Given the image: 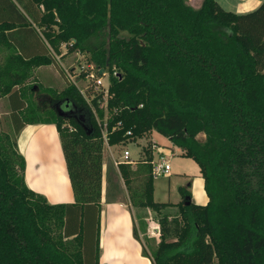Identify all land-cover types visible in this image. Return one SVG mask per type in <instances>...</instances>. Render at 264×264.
Listing matches in <instances>:
<instances>
[{
  "label": "trees",
  "instance_id": "16d2710c",
  "mask_svg": "<svg viewBox=\"0 0 264 264\" xmlns=\"http://www.w3.org/2000/svg\"><path fill=\"white\" fill-rule=\"evenodd\" d=\"M25 2L24 20L48 52H10L0 64V94L10 100L0 128V264H99L103 150L153 130L196 162L207 202L196 204L180 187L177 214L160 216L154 254H142L151 264H264V1L243 14L216 0L197 8L188 0ZM11 28L0 21L5 49ZM72 52L107 73L105 107L102 88H85L87 101L68 80L54 95L38 93L33 107L13 101L31 68ZM61 101L72 110L66 116L55 109ZM50 109L51 117L38 116ZM26 123L55 125L72 202L50 203L27 185L17 144ZM152 144L134 166L108 170L107 202L114 175L132 205L156 213L174 205L153 199ZM139 177L141 191L132 185ZM133 233L139 239L135 226Z\"/></svg>",
  "mask_w": 264,
  "mask_h": 264
},
{
  "label": "crops",
  "instance_id": "0c3cea01",
  "mask_svg": "<svg viewBox=\"0 0 264 264\" xmlns=\"http://www.w3.org/2000/svg\"><path fill=\"white\" fill-rule=\"evenodd\" d=\"M25 1L26 0H2L0 2V21L12 24V28L6 33V41L9 48H4L6 44L0 46V64H2L5 55L10 52L17 53L24 58H30L34 55L46 54L48 52L45 42L37 33L35 23H27V21L24 20L23 16H26L27 19L31 21L25 10L22 9V4L26 3ZM216 1L224 10L238 13L242 0ZM248 1L247 7H256L260 4L261 0ZM11 2H14V5ZM21 13H23V15ZM64 56L62 58H64ZM60 61L61 58H59V64H57L62 72ZM55 63L56 62L31 68L26 80L22 84L13 87L12 91H18L16 93L17 97H15L13 101H18L21 98L25 100L26 96L24 92L35 91V89L39 87V85L36 84L35 77L37 70H47L48 74H50V68L53 67ZM53 72L56 74L57 71L55 68ZM62 76L64 78V83L58 86L54 91H61L67 85V79L64 77L63 73ZM38 83L41 84V82ZM30 86L32 87L31 89H29ZM19 91H23L21 92V96ZM4 99L8 107L6 113L9 114V97L8 95L2 96L0 94V102ZM153 133L156 132L153 130L132 143L141 144L139 141L143 139L144 143L141 144L143 147L146 144V140L150 139L156 143L158 149H160L159 145L169 143V140L166 138L164 139L167 141L160 140V142H157L154 139ZM17 144L20 152L25 158L24 176L27 185L32 190L43 194L50 203L72 202L73 194L66 174L65 161L55 125L52 123H26L17 135ZM117 146L119 145L110 146L108 148L109 153L112 151V148ZM171 146V149L176 147L174 145H170V147ZM176 149L179 148L176 147ZM154 151L155 150L152 152L153 155ZM111 156L113 160V158H115L113 152H111ZM140 158L141 157L134 159ZM134 165L135 164H133V166ZM110 168L113 169L112 165H107L106 168V163L103 161L104 173L106 169L109 170ZM197 175L200 176L199 168ZM195 187H197V185L194 186V190L192 188L191 190L189 189L191 200L194 201L193 198L195 197L196 200L198 199L194 201L196 204H205L207 202V196H203L200 190L199 192L196 190L197 194H195ZM134 222V212L131 206H128L123 201H106L104 180H102L99 226V264H151L150 257L142 254V240L134 236L133 227L136 224V222L135 224Z\"/></svg>",
  "mask_w": 264,
  "mask_h": 264
},
{
  "label": "rangeland",
  "instance_id": "374dc122",
  "mask_svg": "<svg viewBox=\"0 0 264 264\" xmlns=\"http://www.w3.org/2000/svg\"><path fill=\"white\" fill-rule=\"evenodd\" d=\"M202 0H188V3L190 5L200 6ZM264 1L261 0L260 3ZM248 0H242L240 5L239 14L247 13L249 11L254 10L256 7H247L248 6ZM197 8V7H195ZM60 51H65V48L63 47ZM57 53V52H56ZM88 55L86 53L81 52H72L68 53L64 56V58H61L60 64L62 67L68 68L70 74L72 75V78L69 79V83L75 86L76 89L80 91V89H83V86L86 84V79H83L81 74L84 71V68H86V65L88 64ZM56 69V74L53 72L54 68ZM50 69V74H48L47 70H37L35 73L36 77V84L39 85V89H35L34 96L30 97L29 91L24 92L25 93V101L28 108L33 107L35 104V99L38 93L41 92H49L50 94L54 95L55 89L58 88V86L62 85L64 83V78L62 76L61 69L59 68V65L55 63ZM102 84L105 85V87L108 85V75L107 73L102 76L101 80ZM38 82H41L39 84ZM24 90V89H23ZM23 92V91H21ZM86 93V92H85ZM88 97V95H87ZM7 102L2 100L0 102V128H6L7 123H9V115L7 112L8 107L6 106ZM2 105V106H1ZM38 116L41 117H47L52 116L51 109L48 111H42ZM156 132V131H155ZM154 139L157 142H160V140L167 141L166 137L159 134L158 132L153 133ZM166 138V139H164ZM147 139V137H146ZM141 144L144 143V140L139 141ZM153 141L150 139L146 140L147 146L150 147V144H152ZM141 144L137 143H129L125 148L130 152L131 157L133 158H139L143 157L144 153L142 150ZM154 144H156L154 142ZM171 142L165 144V145H159L160 149H155L154 154L156 155L157 152L162 150V152L168 156V154H171V156L168 158V162L170 165V175H161V176H155L153 179V199L155 202L159 203H172L173 206H168L167 208H164L161 213H156L154 210L149 208H139L134 205H132V200L129 197V193L125 185L123 184L121 179H115V176L112 175V178L114 179V182L119 185L117 187V184H115V188H112V191H114V196L112 197L114 200L117 201H123L128 206H131L133 208L134 212V219H135V226L137 228V232L139 235V238L142 240V247L146 250V252L150 255V257L154 254V248L157 246V243L159 241V237H153L151 236L148 231L151 226L158 223V219L162 214H168L169 219L172 218L174 215L177 214L178 207L177 203L181 200V192L179 191L180 187H183L186 190H191V188L194 190L195 187V194H197V191H201L202 195L206 197V193L203 188V179L201 176L197 175L198 171V165L196 162L188 157H185L181 154L179 149H171L170 147ZM110 147V146H109ZM107 146H105V149L103 150V161L107 165H112V167L117 170V168L113 164L111 152L114 153V157L116 159L120 158L121 153L123 152L124 146H117L112 148V151L109 153V150ZM145 148V147H144ZM140 158V159H141ZM107 176H108V170H105V175L103 178L104 180V193L106 192V189L108 188V182H107ZM114 182L112 183L114 186ZM198 182V184H197ZM187 183H190V187H188ZM133 186H135L139 191L142 190L143 187V181L139 177L136 178L133 183ZM110 186V185H109ZM112 186V185H111ZM197 190V191H196ZM194 201H197L196 198H193ZM193 201V202H194ZM199 203V202H198ZM92 242V240H91Z\"/></svg>",
  "mask_w": 264,
  "mask_h": 264
},
{
  "label": "built area",
  "instance_id": "2783aa9c",
  "mask_svg": "<svg viewBox=\"0 0 264 264\" xmlns=\"http://www.w3.org/2000/svg\"><path fill=\"white\" fill-rule=\"evenodd\" d=\"M57 59L59 60V57H57ZM65 73V77L67 78L68 82L69 79L72 78V75L69 72L68 68L62 67ZM83 73L81 74L83 79H86V84L83 86V89H80V92L82 93V95L86 98L87 101H89L87 95H86V91H84L85 88L91 86L93 91L96 92L98 91L100 88H102L104 91V98L105 101L101 104L103 107L106 106V97H107V86L105 87V85H103L101 82L102 80V76L104 74H106L105 72L102 73L101 75L99 74V68L96 67L92 62H88V64L86 65V68H84V71H82ZM69 78V79H68ZM98 124L100 125L99 121ZM105 127V126H104ZM127 134H130V131H127ZM103 137L105 138V132L103 130ZM107 147H109V145H106ZM125 147V146H124ZM152 149H158L156 144H152ZM172 152L170 154H168V156H166L162 151H159L156 153V155H153V158L151 160V172L153 177L155 176H161V175H170V165L168 162V158L171 156ZM120 162H125V163H129V164H135L136 159H134L133 157H131L130 152L124 148L123 152L120 155V158L116 159L113 158V164L115 167L118 166V164ZM148 233L153 236V237H159L160 235V225L159 223H156L155 225L151 226Z\"/></svg>",
  "mask_w": 264,
  "mask_h": 264
},
{
  "label": "flooded vegetation",
  "instance_id": "af4514ba",
  "mask_svg": "<svg viewBox=\"0 0 264 264\" xmlns=\"http://www.w3.org/2000/svg\"><path fill=\"white\" fill-rule=\"evenodd\" d=\"M55 109L58 113H60L61 115H68L69 112H71L72 110L68 107V103L67 102H60L59 104L55 103Z\"/></svg>",
  "mask_w": 264,
  "mask_h": 264
},
{
  "label": "water",
  "instance_id": "95a60500",
  "mask_svg": "<svg viewBox=\"0 0 264 264\" xmlns=\"http://www.w3.org/2000/svg\"><path fill=\"white\" fill-rule=\"evenodd\" d=\"M103 72V69H99V73H102Z\"/></svg>",
  "mask_w": 264,
  "mask_h": 264
}]
</instances>
